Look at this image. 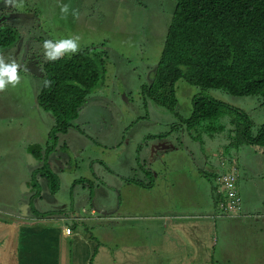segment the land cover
<instances>
[{
	"label": "rangeland",
	"instance_id": "374dc122",
	"mask_svg": "<svg viewBox=\"0 0 264 264\" xmlns=\"http://www.w3.org/2000/svg\"><path fill=\"white\" fill-rule=\"evenodd\" d=\"M176 1L20 0L18 11L9 6L0 9V29L14 27L20 35L16 46L2 53L8 62L13 54L20 66V61L24 63L19 73L21 84L0 93V173L4 176L0 177V193L16 191L19 186L21 200L29 204L28 212L32 210L28 197L33 191L25 194L22 186L32 182L37 194L34 208L53 220L70 211L80 213L82 218L93 216L90 206L94 200L107 208L112 206V212L119 209V214L134 205L149 209L147 214L155 216L188 210L206 212L214 199L219 206L217 215L224 219L215 218L217 236L211 264H264V148L250 145L229 150L236 129L232 121L246 125V120H237L236 109L246 114L253 135L264 124L260 97L204 91L181 79L175 85L173 112L145 94L154 83ZM4 4L0 0V5ZM62 4L78 9L80 18H62ZM4 13L19 17L6 21ZM30 34L34 40L31 46L25 41ZM75 35L80 37L79 53L100 54L104 81L89 95L78 119L58 127L68 129L66 133L55 132L56 147L50 156L55 154L51 160L61 162L52 166L60 174L53 173L50 180L38 175L35 170L39 166H30L27 160L32 149L44 155L51 144L50 134L56 129V118L39 103L44 76L41 61H45L43 42ZM198 95L210 97L225 108L219 119H208L189 131L186 120L192 115ZM225 157L233 161L231 170L238 171L245 219L232 220L221 209L225 192L218 181L223 175L218 173L228 175L231 171ZM214 174L218 178L208 177ZM117 175H128L130 179L124 187L112 190L110 181L119 183L114 180ZM93 187L96 190L91 197ZM83 207L88 212H82ZM19 211L23 213L20 207ZM127 220L121 223L144 225V221ZM160 223L150 222L161 236ZM95 224L87 229L92 235ZM73 226L74 230L78 227Z\"/></svg>",
	"mask_w": 264,
	"mask_h": 264
},
{
	"label": "trees",
	"instance_id": "16d2710c",
	"mask_svg": "<svg viewBox=\"0 0 264 264\" xmlns=\"http://www.w3.org/2000/svg\"><path fill=\"white\" fill-rule=\"evenodd\" d=\"M18 39L20 35L14 27L1 28L0 52L15 47ZM42 69L43 82L50 80L52 84L45 87L42 82L39 103L56 118V129L50 134L51 146L44 157L36 149L32 151L39 166L35 171L52 180L48 159L56 147L54 134L66 133L68 129L58 127L78 119L92 90L103 83L105 66L100 54L82 51L72 58L46 61ZM181 79L204 91L260 97L264 104V0H177L154 83L145 94L174 112L175 85ZM224 108L210 97L196 96L192 115L186 120L188 130L208 119H219ZM235 113L237 120H246V125L232 121L236 129L229 150L250 145L264 148V124L253 135L246 114L238 109ZM225 161L230 163V171L233 161L226 157ZM216 175L207 176L214 180ZM50 190L55 192L54 186ZM31 205L34 211L32 202Z\"/></svg>",
	"mask_w": 264,
	"mask_h": 264
},
{
	"label": "crops",
	"instance_id": "0c3cea01",
	"mask_svg": "<svg viewBox=\"0 0 264 264\" xmlns=\"http://www.w3.org/2000/svg\"><path fill=\"white\" fill-rule=\"evenodd\" d=\"M4 7L8 6L0 5V9ZM9 8L19 10L18 7ZM25 41H29L30 46L33 45L32 35ZM11 58L15 61L19 59L13 54ZM45 62L46 60L41 61L42 67ZM190 134L195 136V133ZM33 156L35 157L34 154ZM53 170V173L58 172ZM0 177H4L3 173H0ZM129 179L128 175H117L114 180H119V183L110 181V189L124 187ZM24 185L30 188L26 193L33 191L30 198L26 197L34 205V200L37 199L35 187H32V182ZM47 185L44 180V186ZM6 187L11 190V187ZM17 188L16 191L7 193L4 190V193H0L3 199L0 202L4 204L0 205V264H211L217 236L215 218L224 219L218 217V202L213 199V205L208 203L206 212L203 209L196 212L188 210L185 213L155 216L147 214L149 209H138L134 205H130L128 211L122 213L124 216H121L119 209L112 212V206H108V209L94 200L93 204L90 202L93 216L84 215L82 218L80 213L75 215L76 212L70 211L53 220L51 215H40L36 209H30L27 214L21 213V188ZM94 190L96 188L93 187L91 197ZM238 191L240 194L239 184ZM52 193L56 194V191ZM86 209L83 207L81 211L88 212ZM93 209L100 213H95ZM143 212L146 214L143 215ZM241 218L247 217H243L241 213L240 217L232 220ZM127 219H131V222L144 221V225H123L121 222ZM159 221L162 226L161 236L158 229L150 224ZM91 223H96L94 235L87 230ZM73 224L78 226L77 229L74 230Z\"/></svg>",
	"mask_w": 264,
	"mask_h": 264
},
{
	"label": "clouds",
	"instance_id": "9594fccd",
	"mask_svg": "<svg viewBox=\"0 0 264 264\" xmlns=\"http://www.w3.org/2000/svg\"><path fill=\"white\" fill-rule=\"evenodd\" d=\"M6 6L20 7V0H4ZM62 18L67 19L71 15L74 19L80 18L78 9H72L67 4L60 5ZM80 37L78 35L69 38L53 41L52 39L43 42L44 58L46 61L56 62L65 56L76 55L80 51ZM20 65L15 59L8 62L2 52H0V93L7 92L9 87L16 88L21 84ZM50 80L44 81L45 87H51Z\"/></svg>",
	"mask_w": 264,
	"mask_h": 264
},
{
	"label": "built area",
	"instance_id": "2783aa9c",
	"mask_svg": "<svg viewBox=\"0 0 264 264\" xmlns=\"http://www.w3.org/2000/svg\"><path fill=\"white\" fill-rule=\"evenodd\" d=\"M223 186L225 200L221 201L222 211L233 217L238 218L242 212V201L238 191V171L231 170L228 175L223 174L218 180Z\"/></svg>",
	"mask_w": 264,
	"mask_h": 264
},
{
	"label": "water",
	"instance_id": "95a60500",
	"mask_svg": "<svg viewBox=\"0 0 264 264\" xmlns=\"http://www.w3.org/2000/svg\"><path fill=\"white\" fill-rule=\"evenodd\" d=\"M4 16H5V19L4 20H6V21H8L10 18H17V17H19V15L18 14H9V13H4ZM20 17H23V18H26L27 17V15H20ZM5 21V22H6ZM24 63H23V61H21V66H24L23 65ZM45 155H43V157H44ZM53 156H55V154H52L50 157H49V161H48V164L50 165V169H51V171L53 170L52 169V166H53V164L55 163L56 165H58L59 163L61 164V162L59 161V159H57V158H55V160H51V158L53 157ZM27 160H28V165H30V166H33V167H37V164H38V161H37V159H35V157L33 156V154H32V151H29L28 152V154H27ZM27 189H30V188H28L26 185H23V192L26 194V190ZM26 201V199H23L22 198V200H20V208H21V210H22V212H23V214H27V208L29 207V204L27 205V203L25 202ZM25 208V209H24ZM93 211L96 213H98L99 211L98 210H95V209H93ZM100 213V212H99Z\"/></svg>",
	"mask_w": 264,
	"mask_h": 264
},
{
	"label": "flooded vegetation",
	"instance_id": "af4514ba",
	"mask_svg": "<svg viewBox=\"0 0 264 264\" xmlns=\"http://www.w3.org/2000/svg\"><path fill=\"white\" fill-rule=\"evenodd\" d=\"M28 44H29V43H28ZM27 48H28V50H29V49H30V46L28 45ZM28 54H29V53H28Z\"/></svg>",
	"mask_w": 264,
	"mask_h": 264
}]
</instances>
